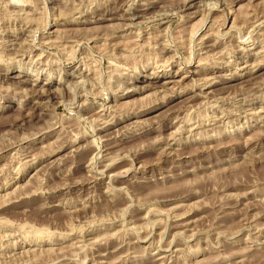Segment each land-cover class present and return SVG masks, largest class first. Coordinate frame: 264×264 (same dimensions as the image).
Returning a JSON list of instances; mask_svg holds the SVG:
<instances>
[{"label": "rangeland", "instance_id": "1", "mask_svg": "<svg viewBox=\"0 0 264 264\" xmlns=\"http://www.w3.org/2000/svg\"><path fill=\"white\" fill-rule=\"evenodd\" d=\"M17 5L0 264H264V0Z\"/></svg>", "mask_w": 264, "mask_h": 264}, {"label": "bare ground", "instance_id": "2", "mask_svg": "<svg viewBox=\"0 0 264 264\" xmlns=\"http://www.w3.org/2000/svg\"><path fill=\"white\" fill-rule=\"evenodd\" d=\"M12 2H13V5L14 6H16V4L17 3H21V5H17L19 8H21V9H23V7H25V8H27V7H31V5H32V1H34V0H11ZM44 1V0H43ZM52 1V0H51ZM134 1V0H133ZM130 2V1H129ZM12 5V4H11ZM77 10V9H76ZM35 13V12H34ZM61 17H63V16H61ZM68 17H70L69 15H68ZM73 18V17H72ZM71 19V18H70ZM4 20V19H3ZM14 20V19H13ZM65 20V19H64ZM68 20V19H67ZM74 21V20H73ZM72 20H70L69 22H73ZM79 21V20H78ZM77 22V21H76ZM80 22V21H79ZM36 23V22H35ZM67 23V22H66ZM75 23V22H74ZM84 23V22H83ZM27 24H29V26H27V27H33V25H34V21L33 20H27L25 23H24V25H27ZM47 24V20H46V18H45V21H44V25H46ZM68 24V23H67ZM36 25V24H35ZM202 25V24H201ZM43 27H45V26H43ZM253 28V27H252ZM33 29V28H32ZM31 29V30H32ZM34 30V29H33ZM26 31V30H25ZM84 31V30H83ZM14 32V31H13ZM21 32H22V30H21ZM24 32V31H23ZM32 33H33V39H34V31H31ZM25 33V32H24ZM31 34V33H30ZM1 37V36H0ZM16 37V36H15ZM68 37V36H67ZM33 39H32V41H33ZM4 41V40H3ZM6 42H7V40H6ZM44 44V43H43ZM205 46V45H204ZM209 46V45H208ZM28 47H30V46H28ZM27 47V48H28ZM26 48V47H25ZM32 48V47H31ZM69 48V47H68ZM3 50H6L5 48H3V46H2V51ZM27 50V49H26ZM70 51V50H69ZM4 52V51H3ZM25 52V51H24ZM5 54V53H4ZM7 54V53H6ZM157 55V54H156ZM75 56V55H74ZM1 58V57H0ZM4 58H6V59H4ZM66 58H67V56H66ZM150 58V57H149ZM12 59V58H11ZM72 59H74V58H72ZM12 60H14V59H12ZM11 60V61H12ZM8 61H10L9 60V57H8V55L6 56V55H3V57L0 59V72H4V67H5V64H7V62ZM10 61V62H11ZM147 61V60H146ZM18 62H20V61H18ZM39 62V61H38ZM118 62V61H117ZM157 62V61H156ZM99 63V62H98ZM97 64V63H96ZM102 64V63H101ZM116 64V63H115ZM98 65V64H97ZM168 65V64H167ZM48 66V65H47ZM84 66H86V68H87V66H88V64H84ZM100 66V65H99ZM162 66V65H161ZM169 66H170V63H169ZM98 67V66H97ZM114 67H117V66H115L114 65ZM159 67V66H158ZM200 69V68H199ZM38 70V69H37ZM89 70H90V68H89ZM113 70H115V69H113ZM117 70V69H116ZM115 70V71H116ZM206 70V69H205ZM112 71V70H111ZM114 71V72H115ZM207 71V70H206ZM210 71V70H209ZM119 72V71H118ZM195 72V71H194ZM200 72V71H199ZM208 72V71H207ZM111 74V73H110ZM117 74V73H116ZM116 74H115V76H116ZM120 74V73H119ZM200 74V73H199ZM193 75V74H192ZM166 76V74L164 75V74H162L159 78H162V77H165ZM235 77V76H234ZM100 78V77H99ZM155 78H158V76H156ZM198 80V79H197ZM202 80V79H201ZM221 81V80H220ZM155 82V81H154ZM208 82V81H207ZM225 83V82H224ZM202 84V83H201ZM222 84V83H221ZM198 84H196V85H193V87L194 86H197ZM214 85V84H213ZM199 86H202V85H199ZM198 86V87H199ZM203 86H204V84H203ZM207 86V85H206ZM209 86V85H208ZM211 86V85H210ZM192 87V86H191ZM193 87L191 88V89H193ZM197 88V87H196ZM201 88V87H200ZM182 89V88H181ZM190 89V90H191ZM198 89V88H197ZM184 90V89H183ZM196 90V89H195ZM202 90V89H201ZM186 91V90H185ZM111 92V91H110ZM188 92V91H187ZM49 93H50V91H49ZM64 94H65V92H63ZM174 93V92H173ZM179 93V92H178ZM177 93V94H178ZM185 93V92H184ZM203 93V92H202ZM181 94V93H180ZM196 94V93H195ZM66 95V94H65ZM107 95V94H106ZM182 95H183V93H182ZM206 95V94H205ZM171 96V95H170ZM160 97V96H159ZM169 97V96H168ZM163 99V98H162ZM155 102V101H154ZM156 105V104H155ZM153 106H154V104H153ZM158 106V105H157ZM146 109V107L144 108V110ZM155 109V108H154ZM152 110H153V108H152ZM176 111V110H175ZM171 112V111H170ZM127 114V113H126ZM129 114V113H128ZM127 114V115H128ZM133 114V113H132ZM124 115V114H123ZM135 115V114H134ZM252 115V114H251ZM125 117V116H124ZM201 117V116H200ZM212 117V116H211ZM214 117V116H213ZM117 118V117H116ZM119 118H121V116L119 117ZM190 118V117H189ZM124 119V118H123ZM118 120V119H117ZM128 120V119H127ZM200 120V119H199ZM119 121V120H118ZM187 121V120H186ZM190 121V120H189ZM117 122V121H116ZM188 122V121H187ZM209 124V123H208ZM213 124V123H212ZM106 125V124H105ZM108 125H109V123H108ZM117 125V124H116ZM111 126V125H110ZM184 126V125H183ZM200 126H201V124H200ZM203 126V125H202ZM101 127V126H100ZM112 127V126H111ZM114 127V126H113ZM199 127V126H198ZM40 128V127H39ZM48 128V127H47ZM64 129V128H63ZM207 129V128H206ZM43 130V129H42ZM216 130V129H215ZM98 131V130H97ZM64 132V131H63ZM199 132V131H198ZM219 133V132H218ZM80 134V133H79ZM263 134V133H262ZM82 134H80V137L78 136V138L79 139H83L84 137L83 136H81ZM64 136V135H63ZM193 136V135H192ZM26 137H24V138H21V140H24ZM34 138V137H33ZM223 138V137H222ZM251 138V137H250ZM85 139V138H84ZM216 139V138H215ZM21 140H15V141H13V142H11V144L9 145L10 147L13 145V146H17V145H19L18 143L21 141ZM80 140V141H81ZM95 140V139H94ZM242 140V139H241ZM77 141H78V139H77ZM203 141V140H202ZM235 141V140H234ZM233 140L231 141V142H234ZM236 141H238V140H236ZM236 141H235V143H236ZM240 141V140H239ZM76 142V141H75ZM79 142V141H78ZM94 142V141H93ZM228 142V141H227ZM231 142L229 143H227L228 144V146L229 145H231ZM77 143V142H76ZM88 143V142H87ZM238 143V142H237ZM241 143V142H240ZM198 144V143H197ZM221 143H219V145H220ZM234 144V143H233ZM232 144V145H233ZM6 145V144H5ZM65 145V144H64ZM88 145H89V143H88ZM193 145V144H192ZM238 145H239V143H238ZM241 145H242V143H241ZM12 146V147H13ZM63 145H61L60 147L63 149V147H62ZM92 146V145H91ZM94 146H95V144H94ZM93 146V147H94ZM217 146V145H216ZM224 147L226 146V144H224L223 145ZM235 146V145H234ZM243 146V145H242ZM245 146V145H244ZM5 147V146H4ZM7 147V146H6ZM59 147V149H61ZM68 147V146H67ZM88 147V146H87ZM86 147V148H87ZM204 147V146H203ZM219 147H222V146H219ZM240 147V146H239ZM65 148H66V146H65ZM76 148H78V147H76ZM81 148V147H80ZM95 149H96V146L94 147ZM197 148V147H196ZM202 148V147H201ZM200 148V149H201ZM205 148V147H204ZM230 148V147H229ZM233 148H235V147H233ZM232 148V149H233ZM1 149V148H0ZM85 149V148H84ZM83 149V147H82V150H84ZM195 149V148H194ZM214 149H218V147L217 148H214ZM89 150H90V148H89ZM208 150V149H207ZM221 150V149H220ZM219 150V151H220ZM228 150V149H227ZM54 151V150H53ZM79 151V150H78ZM86 151V150H85ZM92 151V150H91ZM93 151H94V149H93ZM96 151V150H95ZM201 151H202V149H201ZM216 151V150H215ZM231 151H233V150H231ZM52 152V151H51ZM60 152V151H59ZM88 152V151H87ZM80 153V152H79ZM83 154V153H82ZM81 154V155H82ZM190 154V153H189ZM207 155V154H206ZM169 156V155H168ZM189 156V155H188ZM191 156H193V155H191ZM76 157H77V155H76ZM80 157V156H79ZM45 158V157H44ZM58 159V158H57ZM90 160H91V158H90ZM77 161V160H76ZM169 243V242H168Z\"/></svg>", "mask_w": 264, "mask_h": 264}]
</instances>
